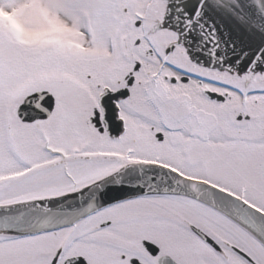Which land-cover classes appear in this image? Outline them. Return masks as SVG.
I'll use <instances>...</instances> for the list:
<instances>
[{
  "label": "snow or ice",
  "instance_id": "snow-or-ice-1",
  "mask_svg": "<svg viewBox=\"0 0 264 264\" xmlns=\"http://www.w3.org/2000/svg\"><path fill=\"white\" fill-rule=\"evenodd\" d=\"M0 264H264V0H0Z\"/></svg>",
  "mask_w": 264,
  "mask_h": 264
}]
</instances>
